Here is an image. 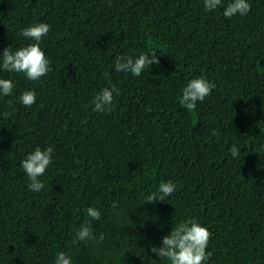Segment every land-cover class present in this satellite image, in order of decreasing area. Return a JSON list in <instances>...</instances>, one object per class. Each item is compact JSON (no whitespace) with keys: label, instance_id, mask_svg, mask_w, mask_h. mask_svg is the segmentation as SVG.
Segmentation results:
<instances>
[{"label":"trees","instance_id":"obj_1","mask_svg":"<svg viewBox=\"0 0 264 264\" xmlns=\"http://www.w3.org/2000/svg\"><path fill=\"white\" fill-rule=\"evenodd\" d=\"M227 2L0 0V53L31 42L22 28L50 25L45 76L0 69L13 82L0 94V264H54L59 251L72 264H168L151 247L187 218L211 232L205 264H264V0L231 18ZM142 52L159 64L115 71L118 56ZM200 76L215 87L190 111L179 99ZM113 85L112 110L94 111L93 96ZM37 146L53 148L40 192L21 166ZM168 180L174 193L145 203ZM89 206L105 239L73 243Z\"/></svg>","mask_w":264,"mask_h":264},{"label":"clouds","instance_id":"obj_2","mask_svg":"<svg viewBox=\"0 0 264 264\" xmlns=\"http://www.w3.org/2000/svg\"><path fill=\"white\" fill-rule=\"evenodd\" d=\"M204 8L208 11H215L222 5V0H203ZM251 10L248 0H228L226 6L223 7V15L231 18L235 15H247ZM50 31V25L44 22H38L24 27L20 30V35L29 39L31 42L12 50L11 46L3 49L0 53L2 62L0 69L9 73H24L30 81H38L49 71V60L44 51L40 47L42 38L47 36ZM159 64L157 55L153 52L149 54L140 53L138 56L132 55L118 56L115 60V71L131 73L133 76H140L145 69H149L151 65ZM105 79L109 80L110 76L106 72ZM215 87L214 82H209L203 76L191 79L182 90L179 99L180 105L187 110H194L197 101L202 102L205 97L209 96ZM13 91V82L10 79L0 78V94L7 96ZM119 95V89L114 85L111 87H103L92 98L93 110L96 112H110L114 107L113 94ZM20 102L31 107L36 101V94L33 90H25L19 97ZM9 114L4 113L5 118ZM213 136H217L216 130L212 132ZM231 156L237 157L240 148L231 146L229 148ZM53 148L47 146L43 150L37 146L32 152L28 153L21 161L30 183L27 187L34 192H40L44 188V183L39 179L49 165L52 163ZM176 185L171 180L159 183L156 191L149 193L145 197V203H154L155 201H165L174 193ZM115 206V203L113 204ZM86 219L75 231L73 243L95 241L97 244L102 243L105 239L103 233L97 238L93 233L92 221L100 218V210L94 206L85 209ZM211 238L209 229L202 225L196 218H187L179 223L174 222V226L170 230V234L165 235L161 239V246L153 245L151 251L159 259H166L168 264H205L211 257V253L207 251L208 243ZM54 264H72L69 254L59 251L55 255Z\"/></svg>","mask_w":264,"mask_h":264}]
</instances>
